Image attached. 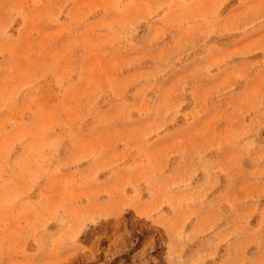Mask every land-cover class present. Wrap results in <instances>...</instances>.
I'll return each mask as SVG.
<instances>
[{"label":"rangeland","instance_id":"obj_1","mask_svg":"<svg viewBox=\"0 0 264 264\" xmlns=\"http://www.w3.org/2000/svg\"><path fill=\"white\" fill-rule=\"evenodd\" d=\"M0 264H264V0H0Z\"/></svg>","mask_w":264,"mask_h":264}]
</instances>
